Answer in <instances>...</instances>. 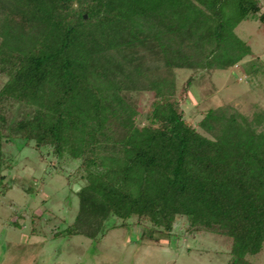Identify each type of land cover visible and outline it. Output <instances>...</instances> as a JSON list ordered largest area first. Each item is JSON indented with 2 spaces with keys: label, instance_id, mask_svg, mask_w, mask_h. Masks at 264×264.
I'll return each mask as SVG.
<instances>
[{
  "label": "trees",
  "instance_id": "1",
  "mask_svg": "<svg viewBox=\"0 0 264 264\" xmlns=\"http://www.w3.org/2000/svg\"><path fill=\"white\" fill-rule=\"evenodd\" d=\"M262 10V0H0V196L4 172L30 148L73 169L77 212L53 238L96 242L118 221L158 243L181 221L189 236L227 239L228 264H254L264 253V110L187 117L197 77L177 89L160 73L231 72L252 54L236 29L264 23ZM259 73L247 71L251 85ZM132 93L152 100L140 110Z\"/></svg>",
  "mask_w": 264,
  "mask_h": 264
},
{
  "label": "rangeland",
  "instance_id": "2",
  "mask_svg": "<svg viewBox=\"0 0 264 264\" xmlns=\"http://www.w3.org/2000/svg\"><path fill=\"white\" fill-rule=\"evenodd\" d=\"M264 13V0H262ZM252 50L242 63L228 71L177 70L160 73L161 79L174 82L179 89L192 75L197 79L190 89L183 110L187 117L211 108L229 105L247 117L264 110V23L247 20L236 29ZM253 66L260 73L250 84L247 71ZM202 75L200 77V75ZM129 101L144 110L152 100L148 93H132ZM14 167L4 172L9 188L0 196V264H228L230 243L209 233L189 236L181 221L174 226L175 237L158 243L141 240V228L108 230L99 241L80 236L53 238L54 230L70 224L78 201L69 192L66 176L72 168L55 167L41 162L35 151L25 148L18 153ZM72 184V183H71ZM76 191L80 184L73 183ZM264 264V253L252 259Z\"/></svg>",
  "mask_w": 264,
  "mask_h": 264
}]
</instances>
